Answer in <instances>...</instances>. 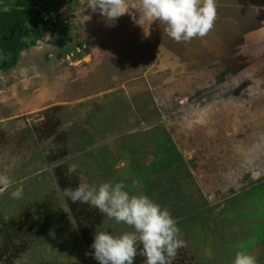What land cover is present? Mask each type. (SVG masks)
<instances>
[{
    "label": "rangeland",
    "instance_id": "obj_1",
    "mask_svg": "<svg viewBox=\"0 0 264 264\" xmlns=\"http://www.w3.org/2000/svg\"><path fill=\"white\" fill-rule=\"evenodd\" d=\"M86 3L62 0L60 23L41 25L34 44L0 71V174L13 180L0 187V222L23 223L22 208L44 199L66 218L11 264H99L55 166L76 187L123 182L168 208L186 243L179 264H233L241 250L264 264L256 238L264 232V0H217L212 30L188 43L159 20L137 23L136 9L109 21ZM155 135L170 139L173 156L142 171L144 187L135 175L152 160ZM259 184L261 196L249 197ZM20 185L23 196L13 199ZM96 230L133 229L102 215Z\"/></svg>",
    "mask_w": 264,
    "mask_h": 264
},
{
    "label": "clouds",
    "instance_id": "obj_2",
    "mask_svg": "<svg viewBox=\"0 0 264 264\" xmlns=\"http://www.w3.org/2000/svg\"><path fill=\"white\" fill-rule=\"evenodd\" d=\"M86 7L109 21H115L130 8L136 9L140 13L137 23L159 20L177 43L205 37L217 17V0H138L131 6L128 0H87ZM12 185L8 175L0 174V187L7 190ZM23 192L20 185L10 195L19 199ZM62 194L73 203L89 204L133 229L120 235L96 232L91 247L99 264H134L137 256L144 258V264H173L179 249L186 246L170 210L147 194L132 193L123 182L106 181L98 186L81 182L75 189L65 187ZM233 264H258V260L251 252L241 250L236 252Z\"/></svg>",
    "mask_w": 264,
    "mask_h": 264
},
{
    "label": "trees",
    "instance_id": "obj_3",
    "mask_svg": "<svg viewBox=\"0 0 264 264\" xmlns=\"http://www.w3.org/2000/svg\"><path fill=\"white\" fill-rule=\"evenodd\" d=\"M61 3L62 0H0V71L13 67L18 54L24 48L33 45L38 39L39 27L45 25L41 20L40 12L51 10L58 15ZM52 128L53 126L45 128L43 135H52ZM154 139L155 152L152 160L135 175V178L144 187L146 181L142 171L160 169L168 164L173 156V145L168 137L155 135ZM64 154L63 150L54 151L52 160L60 158ZM53 176L62 192L65 187L76 188L75 177L68 175L63 166H55ZM261 192L262 185L259 184L250 189L249 197H260ZM64 199L81 240L89 247L94 241L96 229L103 214L89 205L73 203L66 197ZM259 215L264 219V208L260 210ZM19 219H24L23 223H20ZM19 219L18 222L11 223L10 226L5 221L0 222V261L7 264H11L21 252L25 251L28 243L37 239L46 227L64 222L66 218L58 204L44 199L23 207ZM256 238L264 248V232L256 234ZM134 264H144V258L137 256ZM173 264L179 263L173 261Z\"/></svg>",
    "mask_w": 264,
    "mask_h": 264
},
{
    "label": "built area",
    "instance_id": "obj_4",
    "mask_svg": "<svg viewBox=\"0 0 264 264\" xmlns=\"http://www.w3.org/2000/svg\"><path fill=\"white\" fill-rule=\"evenodd\" d=\"M59 13V11H58ZM40 17L45 26H55L59 23L60 15H57L54 11L48 10L40 12Z\"/></svg>",
    "mask_w": 264,
    "mask_h": 264
}]
</instances>
